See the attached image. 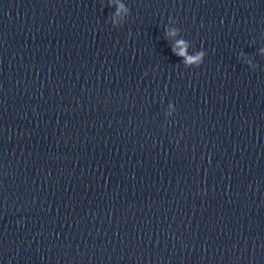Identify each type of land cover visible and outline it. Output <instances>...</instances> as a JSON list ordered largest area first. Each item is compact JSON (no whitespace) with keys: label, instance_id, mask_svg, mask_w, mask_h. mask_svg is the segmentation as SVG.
<instances>
[{"label":"water","instance_id":"obj_1","mask_svg":"<svg viewBox=\"0 0 264 264\" xmlns=\"http://www.w3.org/2000/svg\"><path fill=\"white\" fill-rule=\"evenodd\" d=\"M237 1L0 0V264L62 263Z\"/></svg>","mask_w":264,"mask_h":264},{"label":"clouds","instance_id":"obj_2","mask_svg":"<svg viewBox=\"0 0 264 264\" xmlns=\"http://www.w3.org/2000/svg\"><path fill=\"white\" fill-rule=\"evenodd\" d=\"M166 35H176V31L173 30V31H171L169 33H166ZM185 43L186 42L184 40H181V41H178L177 42L178 46L185 45ZM173 51H174V53L177 56L184 57V63L187 64V65H191V64L195 63L196 60H198L200 58V57H189V56H187V50H186V48H184L182 51H179V52H176L175 51V48H174ZM200 55L202 56L203 54H200Z\"/></svg>","mask_w":264,"mask_h":264}]
</instances>
